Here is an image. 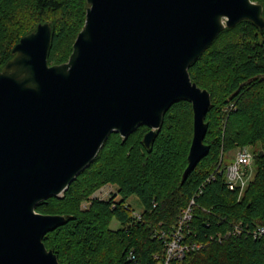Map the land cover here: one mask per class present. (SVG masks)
<instances>
[{
    "label": "water",
    "instance_id": "water-1",
    "mask_svg": "<svg viewBox=\"0 0 264 264\" xmlns=\"http://www.w3.org/2000/svg\"><path fill=\"white\" fill-rule=\"evenodd\" d=\"M67 63L49 65L53 29L40 24L0 71V264H62L44 238L67 221L37 212L62 197L113 133L141 126L152 146L167 111L190 101L194 136L186 178L210 152L211 93L189 69L226 28L264 29L252 0H87Z\"/></svg>",
    "mask_w": 264,
    "mask_h": 264
},
{
    "label": "trees",
    "instance_id": "trees-1",
    "mask_svg": "<svg viewBox=\"0 0 264 264\" xmlns=\"http://www.w3.org/2000/svg\"><path fill=\"white\" fill-rule=\"evenodd\" d=\"M252 1L264 8V0ZM87 11V0H0V71L14 58L21 39L45 23L53 29L49 65L67 63ZM189 73L212 97L205 137L209 154L184 178L194 136V110L187 100L167 111L150 148L144 144L147 126L127 139L113 133L64 195L37 209L66 218L44 238L60 263L160 264L166 254L161 234H171L195 198L184 233L188 243L205 246L172 264H264V238L247 236L264 226V29L250 21L226 28ZM253 144L260 146L256 175L242 194L232 191L223 157ZM107 186L116 192L108 199L98 197ZM133 196L144 206L140 218L129 203ZM84 201L87 207L81 209ZM114 219L116 229L110 226ZM236 223H242L245 235L226 236ZM218 232L225 235L221 242L212 239ZM131 253L136 260H130Z\"/></svg>",
    "mask_w": 264,
    "mask_h": 264
},
{
    "label": "built area",
    "instance_id": "built-area-1",
    "mask_svg": "<svg viewBox=\"0 0 264 264\" xmlns=\"http://www.w3.org/2000/svg\"><path fill=\"white\" fill-rule=\"evenodd\" d=\"M255 155L251 153L247 148H241L235 157V162L230 166L223 169L226 177L227 186L230 190H240L241 194L245 191L251 181V175L253 173ZM196 204L195 198H193L186 208L188 211L181 217L177 225L172 229L171 234L162 233L160 239L164 240L166 254L164 260L160 264H172L176 260L183 259L187 253L204 248L205 244L188 243L184 230L186 226L191 222L193 207ZM135 216L140 218L139 214ZM245 235V231L242 223L233 224L232 227L226 232V236L241 237ZM253 236L254 238H264V226H259L256 229L250 231L247 236ZM216 237V238H215ZM215 237L221 242L225 235L222 232H218ZM130 260H136L134 253L129 255ZM159 259V256L156 257Z\"/></svg>",
    "mask_w": 264,
    "mask_h": 264
},
{
    "label": "rangeland",
    "instance_id": "rangeland-1",
    "mask_svg": "<svg viewBox=\"0 0 264 264\" xmlns=\"http://www.w3.org/2000/svg\"><path fill=\"white\" fill-rule=\"evenodd\" d=\"M241 148H247L251 153H253L255 155V153H257L259 150H260V146L258 144H253V145H245V146H242L234 151H231V152H227L225 153L224 157H223V168H226L228 166H230L231 164H233L235 162V157H236V154L237 152L241 149ZM256 172H257V169L256 167L253 168V173L251 175V178L254 179L255 175H256ZM251 179V180H252ZM116 187L115 186H107V187H104L102 188L101 190H99L96 195L98 197H101L103 199H108L110 197V195L113 193V192H116ZM129 203L130 205L132 206V208L135 210V213L134 214H140L143 209H144V206L142 204V202L140 201V199L136 196H133L130 200H129ZM87 207V203L84 201L81 203V209H85ZM188 210L185 209L183 210V215H185V213L187 212ZM193 213V211H192ZM111 228H118L119 227V224L117 222L116 219H114L113 221H111V224H110ZM74 251V250H73ZM71 254H68L66 257L70 256Z\"/></svg>",
    "mask_w": 264,
    "mask_h": 264
}]
</instances>
